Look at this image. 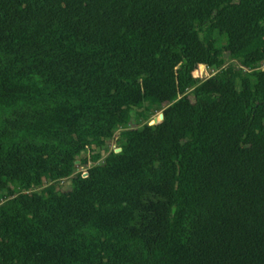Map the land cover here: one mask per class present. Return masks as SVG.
Here are the masks:
<instances>
[{
	"label": "trees",
	"instance_id": "1",
	"mask_svg": "<svg viewBox=\"0 0 264 264\" xmlns=\"http://www.w3.org/2000/svg\"><path fill=\"white\" fill-rule=\"evenodd\" d=\"M263 62L264 0H0V264H264Z\"/></svg>",
	"mask_w": 264,
	"mask_h": 264
},
{
	"label": "rangeland",
	"instance_id": "2",
	"mask_svg": "<svg viewBox=\"0 0 264 264\" xmlns=\"http://www.w3.org/2000/svg\"><path fill=\"white\" fill-rule=\"evenodd\" d=\"M262 67H264V62L262 63ZM197 75H199V76H210L211 72L210 71L206 72V70L204 68H200L197 72ZM159 115H160V112H154L153 115L151 116L150 122L151 121H156V122L159 121ZM156 122H154V123H156ZM106 143H107V147L109 149H113L117 146V141L114 138H107ZM102 154L104 155L105 151H102ZM79 170L84 171L85 168L81 167V168H79ZM48 186H50V183L42 182L41 184H39L38 186L35 187V191H42L43 189L47 188ZM69 186H70V178L63 179V180L59 181L55 187H56V189L67 190L69 188Z\"/></svg>",
	"mask_w": 264,
	"mask_h": 264
},
{
	"label": "water",
	"instance_id": "3",
	"mask_svg": "<svg viewBox=\"0 0 264 264\" xmlns=\"http://www.w3.org/2000/svg\"><path fill=\"white\" fill-rule=\"evenodd\" d=\"M161 119H162V114L159 115V120H161ZM154 122H156V121H151L150 124H153Z\"/></svg>",
	"mask_w": 264,
	"mask_h": 264
},
{
	"label": "built area",
	"instance_id": "4",
	"mask_svg": "<svg viewBox=\"0 0 264 264\" xmlns=\"http://www.w3.org/2000/svg\"><path fill=\"white\" fill-rule=\"evenodd\" d=\"M215 72L214 71H212V74H214Z\"/></svg>",
	"mask_w": 264,
	"mask_h": 264
}]
</instances>
